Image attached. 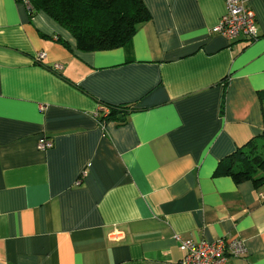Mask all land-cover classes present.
I'll return each instance as SVG.
<instances>
[{
	"label": "crops",
	"instance_id": "obj_1",
	"mask_svg": "<svg viewBox=\"0 0 264 264\" xmlns=\"http://www.w3.org/2000/svg\"><path fill=\"white\" fill-rule=\"evenodd\" d=\"M143 2L129 46L82 52L0 0V264H181L179 239L221 238L264 264V186L217 174L264 136V0L253 42L212 33L225 0Z\"/></svg>",
	"mask_w": 264,
	"mask_h": 264
},
{
	"label": "trees",
	"instance_id": "obj_2",
	"mask_svg": "<svg viewBox=\"0 0 264 264\" xmlns=\"http://www.w3.org/2000/svg\"><path fill=\"white\" fill-rule=\"evenodd\" d=\"M22 2L24 0H18ZM30 15L43 12L68 32L82 52L110 51L131 44L140 25L152 16L143 0H28ZM63 45L70 43L58 37ZM264 110V96L260 94ZM109 114L100 124L124 123L131 106H107ZM217 174L231 176L236 183L253 181L264 186V136L238 150L220 164Z\"/></svg>",
	"mask_w": 264,
	"mask_h": 264
},
{
	"label": "built area",
	"instance_id": "obj_3",
	"mask_svg": "<svg viewBox=\"0 0 264 264\" xmlns=\"http://www.w3.org/2000/svg\"><path fill=\"white\" fill-rule=\"evenodd\" d=\"M23 3L29 6V1ZM226 12L220 19L217 26L212 29L213 34L224 36L230 41L246 40L256 41L259 39V29L255 12L248 6L247 0H225ZM46 53L38 55L37 61H42ZM60 65H55L60 70ZM109 110L100 107L97 116L107 117ZM105 130L107 125L100 124ZM53 142L45 137L38 142L40 150H49ZM83 174L82 176H84ZM179 239V238H178ZM179 248L182 251L183 259L181 264H228L232 258H241L246 255L247 248L241 239L227 240L221 238L215 241L194 242L192 240H180Z\"/></svg>",
	"mask_w": 264,
	"mask_h": 264
}]
</instances>
